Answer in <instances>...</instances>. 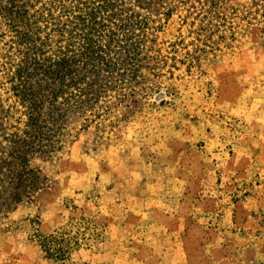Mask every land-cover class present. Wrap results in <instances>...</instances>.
<instances>
[{"label":"rangeland","instance_id":"1","mask_svg":"<svg viewBox=\"0 0 264 264\" xmlns=\"http://www.w3.org/2000/svg\"><path fill=\"white\" fill-rule=\"evenodd\" d=\"M178 1L168 22L163 10L136 9L161 27L163 54L175 52L151 78L158 85L139 103L66 114L79 137L38 162L51 181L0 224V264H53L31 235L72 227L91 240L63 264L264 262V36L249 15L257 0Z\"/></svg>","mask_w":264,"mask_h":264},{"label":"trees","instance_id":"2","mask_svg":"<svg viewBox=\"0 0 264 264\" xmlns=\"http://www.w3.org/2000/svg\"><path fill=\"white\" fill-rule=\"evenodd\" d=\"M160 1L0 0V224L47 188L51 178L38 162L51 163L63 137L78 139L65 119L72 108L139 103L158 85L151 78L175 52L163 54L161 27L136 9L163 10L168 22L179 1ZM250 10L264 36V0ZM84 122L83 131L91 121ZM73 230L35 229L31 241L49 263L63 264L91 240Z\"/></svg>","mask_w":264,"mask_h":264},{"label":"crops","instance_id":"3","mask_svg":"<svg viewBox=\"0 0 264 264\" xmlns=\"http://www.w3.org/2000/svg\"><path fill=\"white\" fill-rule=\"evenodd\" d=\"M180 186H182V183H181V181H179V180H175L173 183H172V188L174 189V190H177ZM160 195V194H159ZM175 197H177V196H175ZM170 199H169V202H171V204H173V205H176L175 203H178L179 204V202H180V200H179V198H172V197H169ZM161 202H162V200L161 199H159ZM160 203V202H159ZM183 206H186V205H184V203H183Z\"/></svg>","mask_w":264,"mask_h":264}]
</instances>
